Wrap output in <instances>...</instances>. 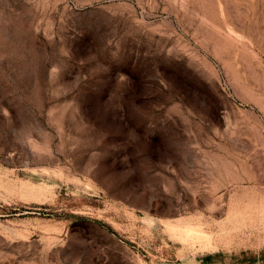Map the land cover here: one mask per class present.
I'll return each instance as SVG.
<instances>
[{"label":"rangeland","instance_id":"rangeland-1","mask_svg":"<svg viewBox=\"0 0 264 264\" xmlns=\"http://www.w3.org/2000/svg\"><path fill=\"white\" fill-rule=\"evenodd\" d=\"M0 264H264V0H0Z\"/></svg>","mask_w":264,"mask_h":264}]
</instances>
